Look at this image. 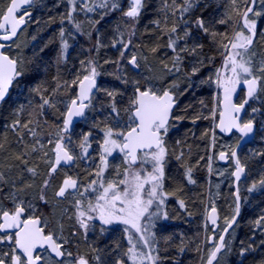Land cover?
<instances>
[{
  "label": "trees",
  "instance_id": "16d2710c",
  "mask_svg": "<svg viewBox=\"0 0 264 264\" xmlns=\"http://www.w3.org/2000/svg\"><path fill=\"white\" fill-rule=\"evenodd\" d=\"M67 1L69 3V0ZM112 2L116 3L118 7L94 11L93 16H91L93 20V34L91 35L90 32L88 35L82 33L81 27H83L84 19L91 12L80 11L82 5L79 0H77L76 11L71 12V20L67 18L68 16L60 15L42 17L45 22H49V28L48 32H44L41 40H39L40 50H36L38 57L36 60L30 59L31 63L27 66L23 80L20 83L19 81L14 82L10 96L3 101L6 117H0V120L3 119L6 125V128L0 126V143L4 144V148L0 149V160L4 168L11 169L10 177L12 180L19 183L24 181L21 183L19 194L38 175L33 176L27 172L25 166L15 159V155L21 153L24 146L19 143L17 131L13 130L10 125L16 119H20L22 123L29 119H37L36 112L41 110L37 109L36 106L41 101L40 96L33 89L41 87L51 92L59 84L61 87L53 98L56 102V108L45 107L42 110V116L39 117V126L30 125L37 131V138L41 142L50 138L54 139V133L58 126L62 127L64 119L61 115L64 113V105L60 101L71 97L76 88L75 85L69 88L65 84H71L73 80L82 76L81 67L83 66L80 65V61L95 60L98 41V36L94 30L95 25L98 24L101 28L106 29L109 21L111 23L116 22V19L119 21L123 17L121 13L128 5L127 0H110V3ZM143 3L144 7L136 19L134 27L138 34H135L136 44L141 52L140 55L146 54L157 70H154V77H160V72L167 74L166 78L160 80L161 86L165 87L163 89H169L173 92L176 98L173 118L168 126L167 135L164 137L165 146L168 150L164 165V190L169 195L163 207L168 213V218L155 221L153 231L155 232L156 243L154 247L159 254L158 264H199L204 238V213L207 196L212 189L214 190L210 184L212 179L213 181L216 179L210 171L212 151H214L212 164L215 167L222 166L223 164L217 160V153L221 151L219 150L220 143L229 140L231 137L221 136L216 130L220 100L216 94L214 84L216 76L214 73L221 67L223 58L212 36L198 27L196 21L198 19L203 20L204 27L208 28L209 32L225 34L231 38L236 31L241 30V17L248 5L245 0H236L235 4L232 3V0H192V7L181 17L180 12L178 10L174 12V9L177 5H183V0H175V2L173 0H143ZM98 4L96 3V5ZM251 16L248 18L249 20H252ZM38 18L39 16H37ZM165 19L167 28L164 26ZM221 20H225L227 23H219ZM155 21H160V25H156ZM28 24L29 22L26 27ZM77 24L79 28L76 27ZM173 24L177 25V31L172 36L176 40L175 52L167 47L169 37L162 35L161 31L163 29L164 32H167ZM61 29L64 30L63 39L60 36ZM185 32L189 33L187 37H185ZM255 32L256 39L250 51L258 50L260 46H263L264 17L256 24ZM64 41L68 44L66 49L63 47ZM198 44L203 47L192 53L190 50ZM120 47V41L104 42L100 56L98 54L100 67H104L109 62L110 56L111 61H113V58L115 59L117 56L115 50ZM153 48H156L157 51L153 52ZM182 48H188L189 51L180 52ZM177 53L182 57V62L179 65L180 71L177 72L173 69L169 72L168 69L172 68ZM74 55H76V60L72 59ZM209 58H213L211 62H209ZM165 65L168 66V69L164 67ZM193 68H198L199 71L193 73ZM133 84L134 81L131 80L122 85L115 82L111 90L114 93V98L106 95V91L100 85L97 93L99 96L96 98L98 99V107L94 108L96 111L92 119L94 126L86 128L84 133L92 132V135H102V130L106 126L112 127L110 118L116 119L115 116L111 115L113 103L119 111V117L123 116V121H128L130 113L125 109L130 108V102L134 97L137 85ZM173 84L175 87H170ZM138 86L144 89L145 81H140ZM48 92H45L44 95H48ZM21 106L23 111H19ZM253 107L258 111L255 112L252 120L257 124V129L260 130L262 127L264 128V103L252 100L248 109ZM34 109L36 112L33 111ZM213 109L216 111L214 118L212 116ZM29 113H33V115L30 117ZM80 126L81 123L76 128ZM120 130H124V128L120 127L118 131ZM81 138L82 135H79L77 140L80 141ZM24 141H30L28 142L29 146L35 142L34 138L26 132ZM246 148H258L257 153H255V149L253 150L254 160L250 162L247 178L250 175L253 178V174L255 177L254 179L250 178L252 182L245 192L251 198V206L248 210H254L251 213L252 218L248 219L246 218L247 209L244 211L242 208L238 223L243 224V228L239 238L238 251L230 264H262L264 261V244L261 243L264 241V224L257 226L255 223L264 216V186L259 184V181L264 179V141H260L259 131H257L254 140L246 145L241 152H244ZM39 155L40 153L38 155L33 154L27 158L30 161L28 167H35L37 172L42 174L39 180V184L42 185L48 172V166L43 160H37L36 156ZM86 165L90 166L88 163ZM119 166L122 167L123 165L120 164ZM189 168H191V180L188 179ZM55 181H57L56 174L52 175L50 180L52 187L55 185ZM253 184H256V187H253ZM218 193L220 194L218 209L222 221L224 206L228 202V197L235 199V189L229 184H224ZM240 196L243 201L244 193L241 190ZM181 200L184 201L185 206L183 208L179 204ZM258 206H261V210L257 211ZM245 218L249 224L245 225ZM123 227V225L116 224L102 226L95 238L93 235L85 236L87 242L92 243L93 250L99 251L98 253L105 258L109 257L108 264H116L119 259L124 257V253L129 247ZM206 227L211 233L212 228L208 225ZM102 228L104 231H101ZM71 237L74 239V236ZM77 246L79 250L87 252L88 244L85 241L79 240ZM248 248L253 250L246 251L241 255V250ZM90 262L92 261L90 260ZM124 264H131V261L125 258Z\"/></svg>",
  "mask_w": 264,
  "mask_h": 264
},
{
  "label": "snow or ice",
  "instance_id": "6c2138e0",
  "mask_svg": "<svg viewBox=\"0 0 264 264\" xmlns=\"http://www.w3.org/2000/svg\"><path fill=\"white\" fill-rule=\"evenodd\" d=\"M32 2L33 0H9L7 8L0 9V41H11L17 36L18 31L25 24L24 14L22 13L17 18V12L21 11L24 5H31ZM79 2L82 5L80 11L87 12H94L97 7L101 9L109 7L115 9L118 7L116 3H110V0H100L98 6L95 4L89 6L87 0H79ZM245 2L248 7L242 14V28L236 31L231 38L225 34L209 32V29L204 27L203 20L198 19L196 21L198 27L212 36L223 58L221 67L214 73L217 86L223 89V106L219 113L220 120L217 127L226 132H231L235 129L241 134V139L253 132L254 123L253 120L241 122L240 113L244 110L245 105L249 104L250 100H257L264 94V60L254 63L252 56L247 55L256 37L255 21L249 20L248 15L252 13L255 16H259L261 13L254 12V7L258 2H264V0H245ZM69 3L71 12H75L77 0H69ZM232 3L235 4L236 0H232ZM143 7V0H131L128 10L124 12V16L135 21ZM191 7L192 0H183V5H177L174 12L178 10L182 17ZM71 12L67 17L69 20L72 18ZM154 23L160 25L161 22L155 21ZM219 23L223 24L227 23V21L221 20ZM164 26L167 28L166 19ZM76 27L79 28V25L77 24ZM161 31L162 35H168L169 37L167 47L175 52L176 40L172 36L177 31V25L173 24L167 32H164L163 29ZM188 35L189 33L185 32V37ZM60 36L63 39V29H61ZM120 43L123 49L120 52V56L124 58V52L128 50L131 40L126 43L120 41ZM63 47L65 49L68 47L66 41L63 42ZM202 47V45L198 44L190 51L195 53L197 49ZM4 48L5 44L0 43V102L5 99L14 79L23 74L18 70L17 59L5 54ZM152 51L155 52L157 49L153 48ZM187 51H189L188 48L180 49V52ZM253 55L255 54L253 53ZM211 59L213 58H209V62H211ZM181 62L182 57L177 53L172 68L168 69L167 65L164 67L169 72L173 69L178 72L180 71L179 65ZM81 63L83 64V62ZM128 63L135 68L139 67L135 55L131 57ZM201 63L203 62L201 61ZM89 64L88 75H85L83 79L73 80L71 84H65L69 88L73 85L77 86L78 91L74 98L60 101V103L65 105V112L61 113L64 118L63 125L62 127L58 126L57 131L54 133V139L50 138L47 141V144L52 146L50 149L45 150L46 146L37 138V131L30 125L36 124L39 126V117L42 116V110L45 107L56 108V102H54L53 98L61 85L57 84L56 88H53L51 92L41 87L33 89L40 96L41 101L36 106L41 111L36 112V109L33 110L36 112L37 119H29L23 123L20 119H16L10 125L13 130L17 131L19 143L24 146L23 151L15 155V159L25 166V170L33 176L38 175L37 168L28 167L30 161L27 157L35 153H42L40 159L48 166L46 178L41 185V193L49 187L52 175L56 173L62 163L70 164L77 159L88 158L89 156L88 150L91 147L90 137L92 132L83 133L81 140L74 146H72L70 135V126L73 123V119L84 117L85 109L91 104L93 89L96 88L95 78L98 72L93 62L89 61ZM197 71H199L198 68H193V73ZM209 80H211V77H209ZM135 83L137 86L135 87L134 97L130 102V108L125 109L130 114L128 121L125 122L124 130L117 131L110 126H106L102 130L103 142L99 145L101 148L100 165L97 171L89 173V175L95 176L96 179L89 181L87 186L81 190L82 185L79 181L69 176L62 181L55 192V196L63 198L66 194L77 193L82 197V199L75 201V207L77 222L85 232L89 229V222L94 219H98L104 225L116 224L124 226L123 231L126 233L129 247L124 253V257L119 259L116 264H124L125 258L130 260L131 264H158L159 254L154 247L156 237L153 228L156 220L168 218V213L163 207L169 195L164 190V162L168 151L164 137L168 132V120L175 100L169 89L153 90L151 87L145 86L144 90L141 91L138 86L139 82ZM238 86H243L246 96L241 103L235 104L232 102V96L236 93ZM170 87H175V84ZM45 92H48V95H44ZM106 95L114 98L113 92H106ZM19 111H23L22 106ZM257 111L258 109L252 108L253 113ZM32 115L33 113H29L30 117ZM111 115L119 120V111L114 103ZM212 116L213 118L216 116L215 109L212 110ZM25 132L35 140L30 146L24 141ZM66 134L68 135L66 136ZM3 148L4 144L0 143V149ZM75 148L79 149L78 156L73 154ZM114 151L124 153L125 164L123 170L117 171V176L122 178L106 182L104 173L109 167L107 157L112 155ZM49 152L52 154L51 158H49ZM231 156L236 163V171L233 175L236 180H239L244 172V167L241 165L235 151H232ZM219 158L221 160L227 159L224 153H221ZM138 163L140 165L139 168L136 167ZM145 164L151 165V171H147L144 167ZM188 179L191 180V168L188 169ZM3 180L4 173L0 172V181ZM259 184L264 186V179H261ZM12 187L15 188V185ZM26 187H32V185L29 184ZM253 187H256V184H253ZM2 190L0 188V191ZM85 193H94V199L86 198ZM9 198L14 204L11 210L4 208L0 204V231L5 233V235L0 236V243L12 242L14 247L10 253L0 252V264H47V260L37 251L44 248L50 251L48 260H52L53 257H73V253L64 248V245L69 242L67 238L52 231L45 234L44 229L48 226L46 220L42 222L38 217L22 219L26 209L32 208L31 204L25 206L24 202L18 200L15 194H12ZM40 199L45 200L43 194H41ZM179 204L181 208L185 206L183 200L179 201ZM235 212L239 213L238 203ZM215 213L216 209L212 207L210 224L213 226L214 232L217 225ZM234 220L235 217H233ZM42 223L43 226H41ZM225 223L226 226L219 235L218 242L214 244V251L209 253L207 264H213V261L217 259V254L227 247L224 234L228 232L232 225L228 221ZM255 223L257 226L264 224V216L260 217ZM11 229L16 231L14 233L9 232ZM101 231H104V229L102 228ZM209 239L215 241L216 237L212 236ZM261 243L264 244V241ZM251 250L253 249H242L241 255ZM96 259L99 260V256ZM58 264H66L65 259H60ZM74 264H89V260L85 256H77L74 258ZM262 264H264V261H262Z\"/></svg>",
  "mask_w": 264,
  "mask_h": 264
},
{
  "label": "rangeland",
  "instance_id": "374dc122",
  "mask_svg": "<svg viewBox=\"0 0 264 264\" xmlns=\"http://www.w3.org/2000/svg\"><path fill=\"white\" fill-rule=\"evenodd\" d=\"M87 3L89 6H93L96 3H100V0H87ZM9 4V0H0V9H6ZM99 5V4H98ZM97 5V6H98ZM128 9V5L123 9V13H121L123 17L119 21L116 19V22L109 21L108 26L106 29L101 28L98 24L95 25L96 28H94L95 33L98 36V41L96 43V54H95V60L85 59L80 61V65L82 71V76L79 79H82L85 75L89 74V68L90 64L89 61L93 62L96 70L98 72V75L96 76V79L99 81L101 87L106 92H111L115 82L119 84L126 83L125 81H134L139 82L144 80L145 85L148 87H151L154 90H163L164 86H161L160 80H163L167 77V74L160 72V77L153 75L155 71H157L152 63V61L149 60V57L145 55H140V50L136 44L135 36L138 35L136 29H134L136 20L133 21L132 18H128L124 16V12H126ZM97 10H101V8L97 7ZM71 12V6L68 3L67 0H34L31 4V6L24 10L22 13L24 14V18L29 22L28 26L21 31L17 39L9 42L7 44L6 51L18 61V70L21 71L23 74L15 79L16 82L19 81V83L23 80L24 73L27 71V66L29 63H31V60H36L38 57V54L36 53V50H40L39 40H41L42 35L44 32H48L49 28V22H45V20L42 19V17L47 15H60V16H68ZM254 12H260L261 14L259 16H255L252 14L251 19L255 21V24H257L262 17H264V2H258L257 7ZM21 13V14H22ZM94 12H91L87 15V18L84 19L83 27H81L82 33L93 34V20L92 17ZM20 14V15H21ZM37 16L39 18L37 19ZM43 20V21H42ZM98 26V27H97ZM46 30V31H45ZM134 33V34H133ZM136 34V35H135ZM128 40H131V44L129 45L128 50L124 52V58H121L120 52L123 50L122 45L119 49L115 50V53H117L116 58H113V61H111V56L109 58V62L106 63V65L103 67H100V62L98 61V54L100 56V50L104 42H115V41H123L127 42ZM263 42V41H262ZM263 46H260V49L249 51L248 56H252L253 62L258 63L261 60H264V43H262ZM17 45H19L17 47ZM253 53L255 55H253ZM135 55L137 57V63L139 65L138 68L133 67L128 63V61L131 59V57ZM140 55V56H139ZM72 57V59L76 60ZM66 58V56H65ZM141 58V59H140ZM31 59V60H30ZM83 62V64L81 63ZM104 71H103V70ZM155 70V71H154ZM157 77V78H156ZM130 78V80H129ZM14 81V82H15ZM160 85H159V84ZM133 84V85H134ZM215 88L216 90L220 87L217 86L216 79H215ZM165 88V87H164ZM110 89V90H109ZM77 93V86L74 89V92L71 94L72 96L69 98H66L64 101L70 100L71 98H74ZM98 91L93 95L91 104L89 105V108L86 113L85 119L82 121L81 126L78 128H75L71 135L72 140V146L76 145L79 141L77 140V137L79 135H82L84 133V130L86 128H92L94 126V121L92 119L94 118L93 115H95L94 108L98 107V103L96 99L99 94H97ZM159 93V92H158ZM260 103H264V96L263 94L260 96L259 99H257ZM64 105V104H63ZM254 108V107H253ZM4 102L0 104V117L5 115L4 112ZM64 112H65V105H64ZM255 116V113L252 112V109L249 108L246 117L244 118L243 122H246L248 120H252ZM121 117V116H120ZM117 120V118H110L112 121V128L114 130H119L120 127L124 128L125 122L123 121V116ZM3 124V125H2ZM0 126L2 128H6V125L4 124V120H0ZM259 131V139L260 141H264V128L262 127ZM68 134H66L67 136ZM239 138L237 135L232 136L229 140L225 142L220 143V149L222 151H228L231 152L234 147L236 146ZM47 141H42L41 143L44 144L45 150L47 151L52 146L47 144ZM30 141H26L28 144ZM91 147L89 148V156L88 158H81L77 159L76 163L71 167H61L59 168L58 172L56 173L57 181H55V185L52 187V184H49V187L43 190V193H41V187L39 184V180L42 177V174H39L35 177L36 179L29 183L32 185V187H26L23 189L22 193L19 194L17 190H20L21 183L24 181H21V183L12 180L10 177L11 169L10 168H4V166L1 163L0 160V172L4 173V180L0 181V188L3 190L0 191V204L4 206V208L11 210L14 207V204L12 200L9 198L12 194H15L18 200H22L27 206L28 204L32 205L31 209H27L28 215L34 216V213L36 211H41L43 214V220L47 221L48 228L56 233L60 234L63 237L68 239V243L64 245L66 247L67 251H70L73 253V257H67L64 258L66 264H74V258L77 256H85L89 262L92 261V264H108L109 263V257L102 256L99 254V251H95L92 249V243H88L87 239H85V236L93 235L95 238L98 235L99 229L102 226H110V225H104L101 221L98 219H94L89 222V229L87 232H85L84 229H82L76 218V207H75V201L77 199H82L77 193H69L66 194L64 198H57L55 196V192L60 187L62 181L67 177H72L73 179H76L79 181V183L82 185L81 190L83 187H86L88 182L96 179L95 176L89 175L90 172H95L98 170V166L100 165V154H101V148L100 144L103 142V135L100 134H93L90 137ZM256 144V143H255ZM254 144V145H255ZM48 146V147H47ZM256 147H259L256 145ZM256 150L255 153H257L258 148H246L244 152L240 153V158L247 168V175L246 178L241 182L240 184V190L244 193L243 197V209L246 211V218L251 219L253 210H248L251 206L249 196L245 194V192L249 189V185L252 182L251 179H254L255 174H253V178L248 177V171H250V162L254 160V153L253 150ZM49 158H51L52 154L49 152ZM38 155V153H35ZM74 155H79V149L75 148ZM40 156L42 154L40 153L37 157V160L40 159ZM40 161V160H38ZM107 162L109 167L104 173V179L105 181L109 180H117L122 177L117 176V171H122L125 159H124V153H120L119 151H114L112 155L107 157ZM214 162V159L212 158L210 165V171H212L213 176L216 178L214 181L212 179V182L210 183L212 187H214V190L210 191V194L207 196V204L205 207V217L206 212L209 211L212 207L218 206V201L220 200V194L218 193V190L220 191V187L224 184H229L231 186L234 185V167L232 164V161L230 160L227 164H224L220 167H215L212 163ZM89 164L90 166H87L86 164ZM122 164L123 166L120 167L119 165ZM165 165V162H164ZM226 165V166H225ZM137 168L140 167L139 163L136 165ZM144 167L147 169V171H151V165L145 164ZM143 174V173H142ZM251 178V179H250ZM251 180V181H250ZM18 183V184H17ZM28 184V185H29ZM15 185V188L12 186ZM23 185V184H22ZM21 191V190H20ZM214 191V192H213ZM41 194L44 195L45 200L47 201V205L41 207ZM86 198L88 199H94L95 194L94 193H85L84 194ZM228 202H226V205L224 206V218L221 221V230L218 232H209L207 227L204 224V238L202 241L201 246V256L199 264H207V259L209 256V253L213 251L214 244L218 242L219 235L221 234L222 229L226 226V221L230 222L231 219L235 215V209H236V201L233 197H228ZM256 210H261V206H258ZM244 219V223L249 224V221L247 219ZM57 219V220H56ZM62 228V231H61ZM243 228V224H237L236 227L231 231V233L228 235L225 244L227 245L226 248L222 249V251L218 254L217 260L215 264H230V261L236 256L239 238L241 234V230ZM96 230V231H95ZM95 232V233H94ZM97 232V233H96ZM5 234H0V236ZM70 236H74V239ZM215 236L216 240L211 241L209 238ZM73 239V240H72ZM92 239V238H91ZM79 240L85 241L86 244H88L87 252L83 250H79L77 243ZM14 247V244L12 242H4L0 243V252H11L12 248ZM46 260L47 264H58V259L53 257L52 260H48V257L50 253L48 251H42L39 252ZM88 254V256H87ZM99 256V260L96 259V257ZM108 259V260H107Z\"/></svg>",
  "mask_w": 264,
  "mask_h": 264
},
{
  "label": "water",
  "instance_id": "95a60500",
  "mask_svg": "<svg viewBox=\"0 0 264 264\" xmlns=\"http://www.w3.org/2000/svg\"><path fill=\"white\" fill-rule=\"evenodd\" d=\"M128 1L131 2V0H128ZM29 6H30V5H24L23 8H22V10L28 8ZM255 9H256V5H255V7H254V11H255ZM245 11H246V10H245ZM19 12H20V11L17 12V18H19ZM251 15H252V13H249L248 18H249V16H251ZM241 18H242V17H241ZM26 24H27V21L25 20V24L20 28V30L18 31L17 36L14 37L12 40L16 39V38L19 36L20 32H21L22 29L26 26ZM255 39H256V37H255ZM254 41H255V40H254ZM8 42H9V41H0V43L5 44V48L3 49L4 51H5V49H6V46H7V43H8ZM253 44H254V43H253ZM252 46H253V45H252ZM5 54L9 55L8 53H6V51H5ZM9 56H10V55H9ZM10 57H11V56H10ZM82 79H83V78H82ZM95 82H96V88L93 89L92 96H93V94L98 90V87H99V85H98V81H97L96 79H95ZM13 83H14V81H13ZM13 83H12L11 87L9 88L8 93H7V95H6V97H5L4 100H6V99L9 97L10 92H11V90H12V88H13ZM241 87H242V89H243V86H241ZM140 89H141V88H140ZM77 91H78V89H77ZM141 91H143V90L141 89ZM240 93H241L240 86H238V87H237V91H236V93L233 94V96H232V102H233V103H235V104H239V103H241V102L243 101V99H244L245 96H246V92L244 91V98L242 99L241 102L239 101ZM172 94H173V93H172ZM173 97H174V94H173ZM4 100H3V101H4ZM174 100H175V97H174ZM250 101H251V100H250ZM250 101H249V103H250ZM86 103H87V101H86ZM0 104H1V102H0ZM175 105H176V102H175V104H174V106H173V108H172L171 116L169 117V120H168V125H169V123H170V121H171V119H172L173 112H174V110H175ZM248 105H249V104L245 105L244 110L240 113V119H241V122H242L243 117H244V115H245V113H246V111H247V106H248ZM222 106H223V89L221 88V89H220V111L222 110ZM86 109H87V108H86ZM86 109H85V112H86ZM219 113H220V112H219ZM84 117H85V115H84ZM84 117H79V118H74V119H73V123H72V125L70 126V132L73 130V128L75 127V125H76L77 123H79L81 120H83ZM219 120H220V117H218L217 125L219 124ZM253 123H254V129H253V132H252L251 134H249L248 136L244 137L243 139L240 138L239 142L237 143V145H236V147H235V149H234V151L236 152V154H237L238 157H239V153H240L241 149H242L244 146H246L247 144L251 143L252 140L254 139L255 135H256L257 124H256L255 122H253ZM217 131H218L219 134H221L222 136H226V137H228V136H232L233 134H239L240 137H241V134H240L238 131H236L235 129H233L231 132H226V131H222L221 128L217 127ZM221 153H224V155L227 157V159L221 160V159L219 158ZM221 153H219V155H218V159H219L223 164H226V163L228 162V153H227V152H221ZM232 160H233L234 172H235V171H236V163H235V159L232 157ZM74 163H75V161L72 162V163H70V164H63V163H62L61 166H72ZM240 163H241V161H240ZM241 165L243 166L242 163H241ZM243 167H244V166H243ZM246 174H247V169L244 167V172L241 174L240 179H239V180H236L235 177H234L235 199H236V202L239 204V213H238V214H237V213L235 214V216H234V217H235V220H234V221H233V219L230 221L232 226L228 229V232L224 234V236H225V240H226L228 234L232 231V229H233V228L236 226V224L238 223V221H239V219H240V216H241V213H242V201H241V197H240V193H239V185H240L241 181H243V180L246 178ZM237 192H238V196H239V199H238V200H237ZM211 209H212V208H211ZM211 209L209 210V212H208V214H207L206 220H207L209 226L212 227V230H213V226L210 224ZM215 209H216V213H215V214H216V217H217V225L215 226V227H216V231H215V232H218V231L220 230V220H221V217H220V213H219L218 208L215 207ZM23 215H24V214H23ZM36 218H37V217H36ZM38 218L41 220L40 217H38ZM22 219H23V216H22ZM41 221H42V220H41ZM224 228H225V227H224ZM15 231H16L15 229H11V230H9V232H15ZM222 232H223V230H222ZM222 232H221V233H222ZM0 233H4V232L0 231ZM218 240H219V239H218ZM44 249H47V248H44ZM40 250H43V249H38L37 251H40ZM213 251H214V250H213ZM49 252H50V251H49ZM218 254H219V253H218ZM218 254H217V256H218ZM58 259H62V258H58ZM216 260H217V259H216ZM216 260L213 261V264L216 263Z\"/></svg>",
  "mask_w": 264,
  "mask_h": 264
},
{
  "label": "flooded vegetation",
  "instance_id": "af4514ba",
  "mask_svg": "<svg viewBox=\"0 0 264 264\" xmlns=\"http://www.w3.org/2000/svg\"><path fill=\"white\" fill-rule=\"evenodd\" d=\"M58 198V197H57ZM64 198V197H63ZM41 207L43 208V206H45V205H47V201L46 200H42L41 201ZM34 216L35 217H40L41 218V220H42V222L44 221L43 220V214H42V212L41 211H36L35 213H34ZM33 217V216H32ZM25 218H28V215H25ZM41 226H43V223H42V225ZM44 231H45V234H47L49 231H51L48 227H46L45 229H44ZM65 249H66V247H64ZM44 251H48V250H44ZM40 252H42V251H40Z\"/></svg>",
  "mask_w": 264,
  "mask_h": 264
}]
</instances>
